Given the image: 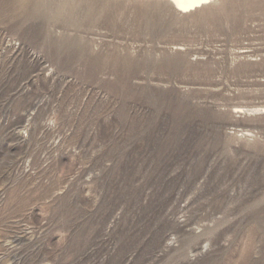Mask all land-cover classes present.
I'll use <instances>...</instances> for the list:
<instances>
[{
    "label": "rangeland",
    "instance_id": "rangeland-1",
    "mask_svg": "<svg viewBox=\"0 0 264 264\" xmlns=\"http://www.w3.org/2000/svg\"><path fill=\"white\" fill-rule=\"evenodd\" d=\"M0 264H264V0H0Z\"/></svg>",
    "mask_w": 264,
    "mask_h": 264
},
{
    "label": "bare ground",
    "instance_id": "bare-ground-1",
    "mask_svg": "<svg viewBox=\"0 0 264 264\" xmlns=\"http://www.w3.org/2000/svg\"><path fill=\"white\" fill-rule=\"evenodd\" d=\"M166 1H168L172 5L173 9L176 12L182 14L196 10L202 7L203 5L209 3L211 0H166Z\"/></svg>",
    "mask_w": 264,
    "mask_h": 264
}]
</instances>
